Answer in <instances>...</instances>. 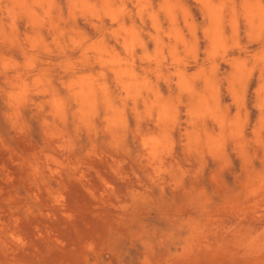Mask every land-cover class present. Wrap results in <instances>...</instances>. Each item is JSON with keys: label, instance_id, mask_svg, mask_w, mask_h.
Segmentation results:
<instances>
[{"label": "clouds", "instance_id": "9594fccd", "mask_svg": "<svg viewBox=\"0 0 264 264\" xmlns=\"http://www.w3.org/2000/svg\"><path fill=\"white\" fill-rule=\"evenodd\" d=\"M74 261L264 264V0H0V264Z\"/></svg>", "mask_w": 264, "mask_h": 264}, {"label": "rangeland", "instance_id": "374dc122", "mask_svg": "<svg viewBox=\"0 0 264 264\" xmlns=\"http://www.w3.org/2000/svg\"><path fill=\"white\" fill-rule=\"evenodd\" d=\"M140 219L144 223L152 225L157 220V217L155 215L150 214V213H144V214L141 215ZM132 227H136V225H133ZM100 231H102V226L101 225H94L92 231L89 234H94V233L100 232ZM122 231L124 232V239L128 240L129 237H128V234H127V230H122ZM65 237L70 239V240L74 239L71 231L66 233ZM137 251H139V250H137ZM69 259H71V257H69ZM73 264H75V261L73 262ZM81 264H82V262H81Z\"/></svg>", "mask_w": 264, "mask_h": 264}]
</instances>
